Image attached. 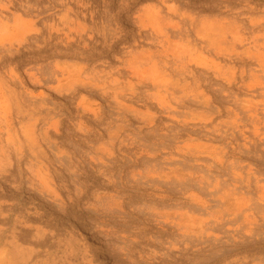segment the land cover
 <instances>
[{"label": "rangeland", "instance_id": "374dc122", "mask_svg": "<svg viewBox=\"0 0 264 264\" xmlns=\"http://www.w3.org/2000/svg\"><path fill=\"white\" fill-rule=\"evenodd\" d=\"M0 264H264V0H0Z\"/></svg>", "mask_w": 264, "mask_h": 264}]
</instances>
